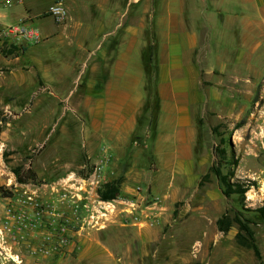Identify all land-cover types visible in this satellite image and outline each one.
I'll return each mask as SVG.
<instances>
[{
	"label": "crops",
	"instance_id": "crops-1",
	"mask_svg": "<svg viewBox=\"0 0 264 264\" xmlns=\"http://www.w3.org/2000/svg\"><path fill=\"white\" fill-rule=\"evenodd\" d=\"M53 1L23 0L11 17L38 19L44 61L63 58L58 93L81 117L82 164L100 161L107 180L120 177L115 201L140 185L150 200L141 211L161 214L210 176L207 143L217 136L224 151L243 148L239 159L247 158L264 0H63L67 17L51 22L43 12Z\"/></svg>",
	"mask_w": 264,
	"mask_h": 264
},
{
	"label": "rangeland",
	"instance_id": "rangeland-1",
	"mask_svg": "<svg viewBox=\"0 0 264 264\" xmlns=\"http://www.w3.org/2000/svg\"><path fill=\"white\" fill-rule=\"evenodd\" d=\"M14 8H5L6 20H13ZM43 42L0 51V264L264 262V218L256 210L264 202V155L250 126L243 133L247 158L241 161L243 148L224 151L218 136L207 143L215 148L213 163L231 181L247 185L243 194L225 195L210 170L209 177L202 176L155 217L139 207L123 211L120 203L100 202V189L109 180L82 179L93 162L82 164L87 158L79 140L81 117L75 106L61 102L63 58L53 52L44 61ZM259 90L260 82L255 97ZM253 100L247 101L246 120ZM223 213L227 229L216 223ZM235 214L254 231L260 258L241 243L250 237Z\"/></svg>",
	"mask_w": 264,
	"mask_h": 264
},
{
	"label": "built area",
	"instance_id": "built-area-1",
	"mask_svg": "<svg viewBox=\"0 0 264 264\" xmlns=\"http://www.w3.org/2000/svg\"><path fill=\"white\" fill-rule=\"evenodd\" d=\"M23 3V0H0V51H7L9 48L19 50L31 43H37L44 38L40 26L34 21L32 16L26 15L23 17L6 20L8 13L5 8L13 7ZM68 14V9L63 0H55L50 3L43 15L50 16L55 22L63 21ZM260 90L258 96L253 100V105L248 112V122L251 132H254L259 138L260 152L264 155V76L260 79ZM105 160H108L105 157ZM84 166H86L84 164ZM83 180H90L94 184H100L107 181L106 170L100 161L93 162L92 170L89 175ZM116 197V196H115ZM30 198V196H29ZM146 200L145 193L141 191V186L135 187V193L132 196L121 197L114 200V197L109 199L98 198V201L114 205L117 203L118 208L123 211L142 208ZM154 217L156 214H153ZM152 215V216H153Z\"/></svg>",
	"mask_w": 264,
	"mask_h": 264
},
{
	"label": "trees",
	"instance_id": "trees-1",
	"mask_svg": "<svg viewBox=\"0 0 264 264\" xmlns=\"http://www.w3.org/2000/svg\"><path fill=\"white\" fill-rule=\"evenodd\" d=\"M7 51H13V48H9ZM220 152L223 153L224 151L220 149ZM212 170L218 177V180L222 187V192L225 195H229L232 192H239L240 194H243L246 191L247 185L243 183L231 181L229 178V175L227 173L222 172L219 165L213 164ZM205 176H207V174H205ZM119 190H120V177H115L109 180L107 183H105L104 186L100 189V196L103 199H109V198L115 197L116 194L119 192ZM256 210L264 218V202L261 205L257 206ZM234 218L239 223V226L242 229L246 230V232L248 233V236L250 237V239H247L244 237L241 243L251 247L254 253L256 254V256L260 258V250L254 239V231L247 225L245 221H243L240 218V215L235 214ZM216 223L219 229H227L230 222L227 219L226 213H223L222 215H220L216 219ZM193 264H201V263L199 261H195ZM259 264H264V262L260 261Z\"/></svg>",
	"mask_w": 264,
	"mask_h": 264
}]
</instances>
